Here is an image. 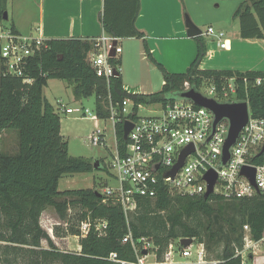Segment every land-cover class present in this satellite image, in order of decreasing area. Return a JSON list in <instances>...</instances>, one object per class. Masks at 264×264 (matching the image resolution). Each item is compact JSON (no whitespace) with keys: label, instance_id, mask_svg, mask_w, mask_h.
I'll use <instances>...</instances> for the list:
<instances>
[{"label":"trees","instance_id":"16d2710c","mask_svg":"<svg viewBox=\"0 0 264 264\" xmlns=\"http://www.w3.org/2000/svg\"><path fill=\"white\" fill-rule=\"evenodd\" d=\"M6 4L7 0H0V23ZM139 10V0H104L101 24L112 38L142 40L151 59L144 34L135 27ZM233 18L238 21L241 39L264 40V0H242ZM10 31L17 34L12 26ZM92 40H47L45 47L27 59L21 77L6 74L0 59V135L10 130L17 133V152L9 155L0 151V264H114L106 260L110 253L119 260L133 261L131 244L122 242L128 233L135 242L151 238L159 258L168 243L188 238L203 244L209 253L206 264H243L244 226L249 229L251 241L264 239V196L230 201L215 194L207 199L203 195L181 197L160 187L154 199L141 198L126 220L115 200L97 190L59 191L61 178L105 168L102 161L94 169V161L68 155L59 117L42 92L49 80H67L73 84L75 101L94 97L99 119L108 118L104 108L109 100L118 107L122 119V102L130 101L131 114L127 118L135 119L138 106H164L178 99L185 84L196 90L209 81L219 89L232 78L238 86L236 98L248 102L251 117L264 118V83H252L256 78L264 79V71L201 70L206 43L199 36L194 38L196 54L185 72L170 73L155 63L162 73L160 91L131 94L123 88L120 73L108 81L95 76L87 61L94 49ZM244 78L249 81L247 85L243 84ZM24 79L31 83H24ZM122 130V122L117 123L119 149L124 145ZM47 208L66 224L52 229L60 240L79 236L78 226L86 218L105 221L107 229L103 236L90 232L85 238L79 237L78 253L60 250L39 224ZM42 241L47 248H42Z\"/></svg>","mask_w":264,"mask_h":264},{"label":"built area","instance_id":"2783aa9c","mask_svg":"<svg viewBox=\"0 0 264 264\" xmlns=\"http://www.w3.org/2000/svg\"><path fill=\"white\" fill-rule=\"evenodd\" d=\"M205 35L213 38L220 50H228L229 40L222 31H216L208 27ZM118 40L106 34L93 39L94 49L87 55V61L98 78L108 81L120 73L118 56L122 50ZM47 40L42 37H30L12 34L10 29H5L0 23V59L3 62L5 73L21 77L22 67L27 59L34 57L36 53L45 47ZM114 56H111V53ZM111 60H114L112 63ZM243 84L249 81L243 79ZM24 83L31 80L24 79ZM253 85L264 83L263 78H256ZM187 84L182 92L188 91ZM202 96L213 99L221 104H229L241 101L236 98L238 86L234 79H227L217 87L209 82L196 89ZM203 91V92H202ZM58 111L65 114L80 113L83 118H88L96 123L95 130L89 137L92 146L104 145L105 130L97 126L99 116L95 109L93 116L88 115L87 110L64 108L61 101L58 103ZM159 107L155 116L135 119L127 118L131 114V102H122V114L118 115V107L110 100L104 108L108 111L109 119L113 125L115 149L111 153L110 168L113 170L116 188L107 186L100 192L107 198L111 197L121 207L126 220L136 211L141 198L154 199L160 187L170 195L181 197L202 196L206 192L207 183L205 174L212 171L216 174V182L211 195H219L225 200H237L251 198L255 195L264 196V118H252L250 110L248 121L240 131L234 145L229 150V160L221 166V152L227 137L228 122L223 120L212 134L214 117L208 110L197 107L191 102L175 99L166 105L153 104ZM142 106H138V110ZM105 119V120H107ZM104 120V119H103ZM125 121L132 123V129L127 134L124 145L119 149L115 133V125ZM211 136V137H210ZM209 138V139H208ZM193 147V152L184 159L183 165L174 176L166 175L176 165L180 153L188 146ZM157 167L154 171L153 168ZM243 166L254 168V187L246 177L240 175ZM210 195V196H211ZM65 227L64 222L57 224ZM79 236L76 239L85 238L90 232L96 236H103L107 229L105 221L86 218L80 222ZM52 231V230H51ZM244 231L249 232L247 226ZM180 240L168 243L164 253L159 258L151 238L142 237L136 242L128 233L122 240L129 242L134 252L133 261L119 260L115 253H110L106 260L114 264H206L205 249L203 244L192 240L191 244L183 248ZM250 243L247 236L245 240ZM254 247V246H252ZM248 248V244L246 246ZM70 251V250H69ZM145 251L146 254L142 255Z\"/></svg>","mask_w":264,"mask_h":264},{"label":"rangeland","instance_id":"374dc122","mask_svg":"<svg viewBox=\"0 0 264 264\" xmlns=\"http://www.w3.org/2000/svg\"><path fill=\"white\" fill-rule=\"evenodd\" d=\"M242 0H178L177 5L172 4L168 7L161 8L163 12L157 13V20L160 18L165 25V29L159 32L158 36L170 39L149 38L147 41L148 47L153 49L150 56L146 54L143 42L133 39H121L119 46L122 53L118 56L119 69L122 77L123 88L131 94H153L159 92L163 83L162 73L155 63L161 64L162 67L170 73H183L192 62L194 57H190L192 48H196V43L193 39L185 38V41L177 38L172 28L177 24L185 27V20L188 18L202 33L207 46L212 48L215 44L213 38L206 36L205 31L208 27H212L216 31L225 33V37L233 42V55H226L223 52H218L214 48V54L211 58L205 57L202 61L203 70H222L223 68H235L245 72L249 68H258L264 70V46L250 47L245 44L240 46L237 36L238 21L233 18L234 12ZM26 0H7L8 18L1 22L5 29H10L11 21L14 18L16 26L22 33L33 34L30 30V21L35 18V9L29 3H26L29 11L24 13L23 5ZM12 3V4H11ZM12 10V13H11ZM159 14V15H158ZM178 18V19H177ZM162 24V25H163ZM169 25L167 28L166 26ZM178 28V25L175 26ZM32 28V27H31ZM33 32V31H32ZM186 36V31H184ZM29 36V35H28ZM31 37V35H30ZM35 37V36H33ZM214 43V44H213ZM149 48V49H150ZM73 84L67 80L52 79L47 82V86L43 89V98L53 107L57 113L60 122V135L68 146V155L71 157H80L90 161H102L105 170H94L89 174H79L65 176L59 180L58 190H79L90 189L97 190L99 193L105 186L116 188L117 182L113 170L110 168L111 153L115 149L113 125L107 119H99L97 126L100 130H105V146H92L89 142V137L95 130L96 123L88 118H83L80 113L65 114L58 111V104L64 108L87 110L88 115L95 114V99L90 97L75 101L72 96ZM203 92V91H202ZM159 111L156 105L142 106L137 113L139 118L155 116ZM0 151L13 155L17 152V133L10 130L5 137L0 139ZM47 211L40 218L41 228L47 233L53 243L66 250L75 249L78 246V241L75 237H69L68 242H63L59 238H55L53 227L62 222L58 219L53 209L47 208ZM72 214L75 210H71ZM60 227H64L63 224ZM249 234L244 231V239H247ZM250 239V238H249ZM264 243V242H262ZM247 244L249 248H246ZM43 247H47V243H42ZM247 249V250H246ZM253 247L245 241L243 250L244 262L247 261V256H251ZM263 255V254H261ZM209 253L205 252V261Z\"/></svg>","mask_w":264,"mask_h":264},{"label":"crops","instance_id":"0c3cea01","mask_svg":"<svg viewBox=\"0 0 264 264\" xmlns=\"http://www.w3.org/2000/svg\"><path fill=\"white\" fill-rule=\"evenodd\" d=\"M26 1L27 2H25L23 5L24 13H27L31 6H33L35 9V17H34L35 19L33 21H30V30L31 33L33 34L28 33V31L27 34L22 33L20 28L16 26L17 24L13 18L11 24L18 35L21 36L31 35L32 37L40 36L45 40H51V39H91L92 40L98 38L102 34H106L103 31L101 24V16L103 11L104 0H26ZM139 2H140V10L135 21V27L138 31L144 34V39L147 44V47H148L147 41L149 40V38L165 39V40L170 39V38L158 36L159 32L165 29V25L161 22L160 18L157 20L156 15L157 13L163 12L161 8L168 7L169 5L172 4L177 5L178 0H139ZM26 3H29L31 6L29 5L28 8ZM6 15L8 18L7 12ZM176 25H178V28L175 27ZM175 26L173 25L172 30L174 34L177 36V38H171V40L178 39L180 41H185L186 40L185 38H188L184 34L186 28L185 27L183 28L180 25L179 20L177 24H175ZM166 27L168 28L169 25H167ZM237 36L239 38L238 40L240 42L239 43L240 46H242L243 44L250 47L264 46V40L241 39L239 36V27H237ZM189 39L194 40V38H189ZM228 40H229L228 50L218 49L216 43L215 44L213 43L214 45H212V48L206 45L205 57L211 58L214 54V50H213L214 48H216L217 51L220 50L218 52H223V54L229 56L233 55V42L230 39ZM119 41L120 39L118 40V44ZM149 48L150 47H148V49ZM149 50L150 52H153V49L150 48ZM195 54H196V48L193 47L190 57H195ZM203 67L204 66L201 62L199 68L203 70L204 69ZM222 70L239 71V69H235V68H223ZM246 71H261V70H259L256 67V68H249L245 70V72ZM6 133L7 132H3L0 135V139L5 137ZM46 211L47 210H44L41 213L40 218L43 217L42 215H44ZM39 224H40V220H39ZM63 239H62L63 242L65 241L68 242L67 240L69 239V237ZM76 240L78 241V239ZM43 242L45 241L41 242V246ZM262 242H264V239L261 240L260 242H253V241L250 242V245L254 246L253 247L254 250L251 252V256L250 255L247 256V261L244 262V258H243V264H264V243ZM42 248H47V247L42 246ZM59 249L64 250L61 248ZM66 250L67 251L70 250L71 252L78 253L80 252V246L78 244V246L75 249H69L67 247Z\"/></svg>","mask_w":264,"mask_h":264},{"label":"water","instance_id":"95a60500","mask_svg":"<svg viewBox=\"0 0 264 264\" xmlns=\"http://www.w3.org/2000/svg\"><path fill=\"white\" fill-rule=\"evenodd\" d=\"M7 19L6 13L3 15V20ZM185 28H186V36L188 38H196L202 35L201 31L188 19L185 20ZM111 56H114V53H111ZM178 99L187 100L191 102L193 105L197 107L204 108L211 112V114L214 117L213 125H212V134L215 132L216 126L222 122L223 120H226L228 122V132L226 140L222 147L221 152V166L225 165V163L229 160V150L234 145L240 131L242 128L246 125L248 121V106L246 102H236V103H229V104H221L213 99L206 98L202 96L198 91H196L194 88L189 89L188 91L181 92L178 97ZM132 129V123L130 121H125L123 123V132H122V139L125 140L127 137V134ZM211 137V136H210ZM209 139V138H208ZM264 149V145L262 148V151ZM193 152V147L190 145L187 148L183 149L180 153L179 159L176 163V165L172 168V170L166 175V177H173L174 174L177 172L179 168L182 167L184 159L186 156H188L190 153ZM94 169L98 168V161H94ZM154 171L157 170V167L155 166L153 168ZM240 175L244 176L248 179V181L254 186V176H255V170L251 167L243 166L240 170ZM206 183H207V189L204 193L203 197L207 199L212 191L213 186L216 182V174L212 171H209L205 174L204 177ZM192 242V239L183 238L180 239L179 243L180 245L185 248L189 246ZM146 252L143 251L142 255H145Z\"/></svg>","mask_w":264,"mask_h":264}]
</instances>
